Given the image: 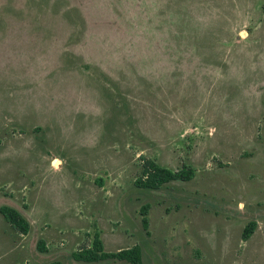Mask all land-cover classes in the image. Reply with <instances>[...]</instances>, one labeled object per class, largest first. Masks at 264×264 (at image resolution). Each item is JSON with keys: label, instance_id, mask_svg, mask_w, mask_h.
Masks as SVG:
<instances>
[{"label": "rangeland", "instance_id": "374dc122", "mask_svg": "<svg viewBox=\"0 0 264 264\" xmlns=\"http://www.w3.org/2000/svg\"><path fill=\"white\" fill-rule=\"evenodd\" d=\"M2 206L0 264H264V0H0Z\"/></svg>", "mask_w": 264, "mask_h": 264}, {"label": "trees", "instance_id": "16d2710c", "mask_svg": "<svg viewBox=\"0 0 264 264\" xmlns=\"http://www.w3.org/2000/svg\"><path fill=\"white\" fill-rule=\"evenodd\" d=\"M194 178V171L190 168H183L178 172L159 167L152 161H147L144 167L143 175L135 183L146 190H158L163 185L170 182H188ZM0 215L13 228L20 231L21 234H27L29 224L24 217L15 209L2 206ZM254 223H251L243 233V239L247 240L254 231ZM141 251L138 246L131 249L122 250L118 253L108 254L103 251L102 243L98 234L94 236L91 249H85L74 253L73 258L79 262H97L108 259H116L125 262L123 264H140Z\"/></svg>", "mask_w": 264, "mask_h": 264}]
</instances>
